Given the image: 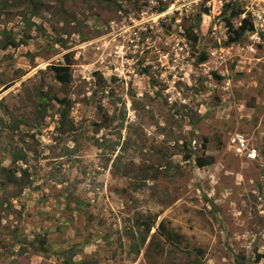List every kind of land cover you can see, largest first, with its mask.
<instances>
[{
	"label": "rangeland",
	"instance_id": "rangeland-1",
	"mask_svg": "<svg viewBox=\"0 0 264 264\" xmlns=\"http://www.w3.org/2000/svg\"><path fill=\"white\" fill-rule=\"evenodd\" d=\"M25 1L0 4V264H264V24Z\"/></svg>",
	"mask_w": 264,
	"mask_h": 264
},
{
	"label": "built area",
	"instance_id": "built-area-1",
	"mask_svg": "<svg viewBox=\"0 0 264 264\" xmlns=\"http://www.w3.org/2000/svg\"><path fill=\"white\" fill-rule=\"evenodd\" d=\"M171 8L180 11H191L207 9V12H215L225 7H236L242 11V16H251L255 21L264 24V0H171ZM205 12L204 14H207ZM264 26V25H262ZM232 142L236 146L237 151L243 153L248 158L255 160L257 151L251 147L244 134L237 133L232 137Z\"/></svg>",
	"mask_w": 264,
	"mask_h": 264
},
{
	"label": "trees",
	"instance_id": "trees-1",
	"mask_svg": "<svg viewBox=\"0 0 264 264\" xmlns=\"http://www.w3.org/2000/svg\"><path fill=\"white\" fill-rule=\"evenodd\" d=\"M21 1H25V0H0V4H6L4 7L8 6V3L10 4H17ZM26 2V1H25ZM27 2H30L32 4L33 7H35V1L34 0H27ZM11 6V5H9ZM228 26H231V22L228 21L227 22ZM252 26V23L249 20H243L241 27L239 28V30H236V37H230V42H237L240 40L241 35L247 31L250 27ZM231 28V27H230ZM6 41L5 43H3V45H1V48H7L9 46H17V42L12 39L11 37H9V35H6ZM25 42V41H24ZM55 77L56 79L63 83V84H68L71 81L72 75L68 69V67H56L55 69ZM43 100L45 99V97H42ZM58 103H60L62 106L65 107L64 112L62 113V119L65 120V118L68 115V108H70V101L67 99H58L57 100ZM213 163V159L211 157H198L197 158V164L199 167H205L208 165H211Z\"/></svg>",
	"mask_w": 264,
	"mask_h": 264
}]
</instances>
